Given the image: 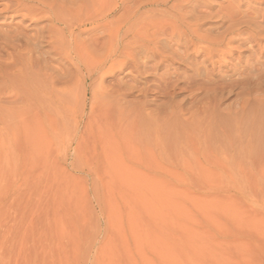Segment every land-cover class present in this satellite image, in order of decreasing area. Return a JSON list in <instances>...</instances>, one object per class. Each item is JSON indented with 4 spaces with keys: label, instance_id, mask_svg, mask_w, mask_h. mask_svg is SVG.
<instances>
[{
    "label": "rangeland",
    "instance_id": "1",
    "mask_svg": "<svg viewBox=\"0 0 264 264\" xmlns=\"http://www.w3.org/2000/svg\"><path fill=\"white\" fill-rule=\"evenodd\" d=\"M86 1L82 23L70 17L80 53L60 46L49 63L54 98L0 77V264H264V126L238 113L240 89L187 91V66L158 68L166 50L155 49H177L175 14L213 39L233 4L243 15L264 4ZM20 20L0 18V27ZM243 37L211 84L237 79L233 66L264 64ZM168 71L181 81L169 94L155 86Z\"/></svg>",
    "mask_w": 264,
    "mask_h": 264
},
{
    "label": "bare ground",
    "instance_id": "2",
    "mask_svg": "<svg viewBox=\"0 0 264 264\" xmlns=\"http://www.w3.org/2000/svg\"><path fill=\"white\" fill-rule=\"evenodd\" d=\"M252 1L255 4L256 3L264 4V0H252ZM85 2L87 1L86 0H0V18H4V20L11 19L12 22L15 19H19V18L21 19L20 22L16 23L14 26H8L6 28L0 27V77L3 79L5 84L8 85L10 84L9 88L15 87V89L17 88L20 89L19 87L21 86L22 88H25L23 89L25 90L24 91L25 93L26 91H28L27 93H30L32 96L35 97V99L36 98L43 99L45 96H49V98H54L53 96L55 92L53 88L54 85H56V81L53 82L54 72L49 68V63L53 62L52 57L54 53L57 54L61 52L59 50L60 46L63 47L67 46V49H69V51H72L73 48L74 50H76V52L79 50V45L75 37L76 36L75 31L78 30L77 28L78 26L74 25L77 24V22L75 23L72 21L78 16H80V19H82L81 15L87 13V11L84 12V10L87 9L85 7L87 3L85 4ZM232 8L226 12H223L225 13V16L223 15L225 20L224 23L225 24L226 22L230 23L229 27L227 29L225 28L226 31L224 32V34H219V35L217 34L218 36L213 37V39H209L206 36L200 34V31L204 26L200 22L197 21L194 22L193 20L194 23L191 24L187 22L188 16L185 15L184 13L179 15L175 14L174 19L178 20L177 23H179V30H177L178 32H175V29H173L170 39L171 42H175V46L177 49L176 50L170 49L169 41H167L166 44L160 43L161 46H156L155 49L166 50V52L165 53L163 52L162 55L160 56V61L158 62L157 67L162 68L164 64L167 63L168 61L183 62L187 66L186 67L187 73L189 75L192 74L190 76L185 77L184 79V85L187 91H192L193 90L192 88L194 87H198L199 91H204V89H206L208 90V92H213V93L216 91L223 92L228 88L230 90L240 89L241 92H239L240 94L239 96L243 97V101L241 103L242 113L239 110L238 113L242 114L243 116L244 113L247 114V112L249 113V111L252 112L251 115H253L254 118L253 120H255V126L256 127L259 126L260 130H263L262 126H264V64L258 63L257 60L254 61L255 63L252 64L251 66L249 65V63H247V65H249L250 72H246L248 68L242 67V65L239 67L233 66L232 69L233 72L234 73L238 72L237 79L231 80L229 83L226 81L227 82L226 83L225 81L221 80L223 77L222 78L220 77L221 79L219 78L218 81L213 80V84L210 83L211 82L210 78L217 76V74H215L217 72L216 70L217 69L221 70L223 67L227 65L226 56L232 55L233 52L237 51L236 49H239L237 46H235V44L246 42L244 41V37L241 38L243 35L244 36L247 35L248 40L249 37L252 39L254 38V41L253 40L252 41L255 43L254 46L256 45L258 47L257 48L258 52L259 53L264 52V43L262 42L264 38L262 37L263 35L260 36L261 31L264 30V9L256 10L255 8H250L249 13L243 15V13L239 12L240 7H237L238 10H236L234 9L236 8L235 5L233 4ZM258 11L259 12L261 11V16H258L256 18L257 15H260ZM78 12L81 15H77ZM72 14H75L77 16L75 17V15ZM251 14H254L255 16ZM72 16H74V18ZM100 16L98 15V17ZM70 17H72L73 19H71ZM242 17H249V19L243 20L241 19ZM80 19L78 17L79 21ZM259 19L262 20L260 21V23L258 22ZM28 21H29V25L26 26V22ZM44 21L47 22V25L43 26V28H41L40 30L36 29L37 32H35V34H30V31L32 30L31 28L36 27L39 23ZM80 22L82 23V21ZM222 24L221 26L219 25V27H222ZM215 25L216 24L213 23V30H216ZM258 36L259 38L260 37L262 38L258 39L257 38ZM44 48H49V50H47L46 52L44 51L45 50ZM252 48L254 47L252 46ZM151 51L152 49L147 50V58H152L155 56V55H151L150 57H148ZM79 53L77 52V54ZM202 53H205L204 61L198 62V64L194 63L201 56ZM243 53L245 52L242 51L241 55ZM207 63H209V65H206ZM103 65L101 64V66ZM201 67L205 68V71L200 72ZM41 73H43V75L45 73L46 77H48V80L46 77H44L46 78L45 81L46 80L48 81L45 84L46 86L44 85L40 86V84L34 81V79L38 78L39 77L38 75H40ZM176 76H177L176 72L174 73L169 71L167 72V74L159 75V77L155 80L156 81L155 86L161 92H168V94L171 91L175 92L178 89V87L181 85L180 80H172V78ZM40 78L44 79L42 77ZM228 80H230V78ZM34 83L36 84V86L34 85ZM16 84L18 86L17 88L16 86H14ZM211 86H213L212 90H210L209 88ZM9 88L7 87V89ZM215 101L216 100H214V102ZM209 113L211 114V112ZM205 114H207V112H205ZM234 114L236 115V113ZM173 117L175 116H172V118ZM208 117H210L209 114ZM211 123L213 124L212 119H211ZM240 123H242V121ZM237 124H239V122ZM167 133H169L168 130ZM249 138L251 137L249 136Z\"/></svg>",
    "mask_w": 264,
    "mask_h": 264
}]
</instances>
